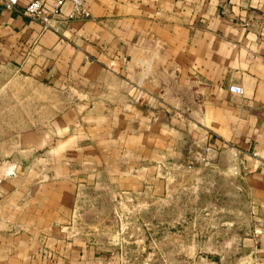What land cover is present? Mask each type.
Here are the masks:
<instances>
[{"label": "crops", "instance_id": "1", "mask_svg": "<svg viewBox=\"0 0 264 264\" xmlns=\"http://www.w3.org/2000/svg\"><path fill=\"white\" fill-rule=\"evenodd\" d=\"M29 1L0 0V264H123L72 224L84 183L112 197L186 159L227 170L228 147L248 232L192 264H264V0H85L61 34Z\"/></svg>", "mask_w": 264, "mask_h": 264}, {"label": "rangeland", "instance_id": "2", "mask_svg": "<svg viewBox=\"0 0 264 264\" xmlns=\"http://www.w3.org/2000/svg\"><path fill=\"white\" fill-rule=\"evenodd\" d=\"M51 109L46 102V111ZM89 168L83 175L98 173ZM227 173L222 165L186 159L158 167L155 183L134 175L127 192L112 197L99 196V182H85L82 193H88L79 198L72 224L79 234L114 248L123 264H192L196 252L214 251L220 241L248 232L237 214L247 200L243 185ZM250 221L257 226V219Z\"/></svg>", "mask_w": 264, "mask_h": 264}, {"label": "built area", "instance_id": "3", "mask_svg": "<svg viewBox=\"0 0 264 264\" xmlns=\"http://www.w3.org/2000/svg\"><path fill=\"white\" fill-rule=\"evenodd\" d=\"M18 1L3 0L4 6L9 10L17 9ZM66 4L70 6L69 11L63 13ZM19 11L27 19L40 24L42 29H49L58 34H61V23L71 19H88L91 17L85 0H30ZM228 89L236 94L243 93L242 87L238 85H230ZM253 156L264 162V157H258L257 153H253ZM13 173L14 166H7L5 174L11 175Z\"/></svg>", "mask_w": 264, "mask_h": 264}, {"label": "water", "instance_id": "4", "mask_svg": "<svg viewBox=\"0 0 264 264\" xmlns=\"http://www.w3.org/2000/svg\"><path fill=\"white\" fill-rule=\"evenodd\" d=\"M224 153L227 155L228 159V171L230 174L236 176L241 175V164L238 158L236 150L232 147H228Z\"/></svg>", "mask_w": 264, "mask_h": 264}]
</instances>
